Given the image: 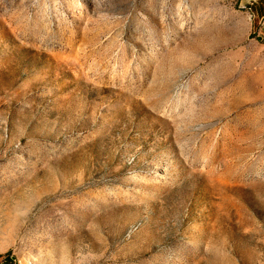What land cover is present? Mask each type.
Masks as SVG:
<instances>
[{"label": "rangeland", "instance_id": "1", "mask_svg": "<svg viewBox=\"0 0 264 264\" xmlns=\"http://www.w3.org/2000/svg\"><path fill=\"white\" fill-rule=\"evenodd\" d=\"M264 264V23L241 0H0V259Z\"/></svg>", "mask_w": 264, "mask_h": 264}, {"label": "crops", "instance_id": "2", "mask_svg": "<svg viewBox=\"0 0 264 264\" xmlns=\"http://www.w3.org/2000/svg\"><path fill=\"white\" fill-rule=\"evenodd\" d=\"M252 13L255 20L264 23V0H241Z\"/></svg>", "mask_w": 264, "mask_h": 264}, {"label": "built area", "instance_id": "3", "mask_svg": "<svg viewBox=\"0 0 264 264\" xmlns=\"http://www.w3.org/2000/svg\"><path fill=\"white\" fill-rule=\"evenodd\" d=\"M0 264H7L6 261L4 260V258L2 259V263Z\"/></svg>", "mask_w": 264, "mask_h": 264}, {"label": "bare ground", "instance_id": "4", "mask_svg": "<svg viewBox=\"0 0 264 264\" xmlns=\"http://www.w3.org/2000/svg\"><path fill=\"white\" fill-rule=\"evenodd\" d=\"M0 263H2V260L0 259Z\"/></svg>", "mask_w": 264, "mask_h": 264}]
</instances>
